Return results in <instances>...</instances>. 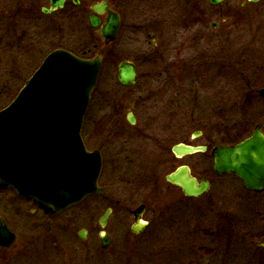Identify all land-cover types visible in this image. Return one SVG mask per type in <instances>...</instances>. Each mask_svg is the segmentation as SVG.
Listing matches in <instances>:
<instances>
[{"label": "flooded vegetation", "instance_id": "1", "mask_svg": "<svg viewBox=\"0 0 264 264\" xmlns=\"http://www.w3.org/2000/svg\"><path fill=\"white\" fill-rule=\"evenodd\" d=\"M196 1L65 0L63 6L52 10L51 0H0V25L2 26L3 21H10L6 24L9 30H13L12 35L8 36L12 38L8 41V47L11 49L28 52L33 44L30 32L22 33V35L19 32L24 30L29 23L32 24L35 18L45 15L58 19L59 26L62 27L65 26L66 21H70L90 28L93 31L92 36H97L101 43L95 40L90 41V37L88 44L84 42L87 45L82 51H76V55L82 58H93L99 54L102 56L103 64L104 56L98 45L108 46L115 41H105L100 34V29L103 23L107 22L109 12L118 14L120 26L117 39L124 28L125 11L128 9L127 12L131 14H140V18L135 22L139 26L134 27V30L137 28L136 30L143 34L144 44L151 45L145 52V62H152L150 65L156 66L158 59L161 58L166 65L165 68L160 67L157 74L155 73L157 69L151 68L142 74L137 60L126 57L118 61L116 82L123 90H126L127 94L126 96L120 94L117 100L114 99L112 105L108 106L111 110L93 125L89 138L98 142L96 146L91 145L84 136L86 113L83 128H81L82 138L88 151H97L101 156L102 166L98 178V188L102 190L101 193H91L72 208L51 213L37 205L32 199L19 196L10 188L0 190V264H97L96 252L97 254H112L111 247L115 241L118 242V246L122 247L120 249L122 250L125 249V245L135 243L138 240L136 238L143 235L145 236L143 240L150 245L153 241L163 240L161 233L175 223L184 225L186 229L180 232L183 235L187 234L190 238L192 220L187 215L188 212L176 214L181 212L182 205L185 206L192 199L205 198L214 183L220 187L217 191L220 200L227 192L221 190L225 183H232V185L236 183L240 188L237 191L241 195L244 193L245 196L250 197V201L259 202L254 205L248 202L244 205L236 204L238 205L237 211L233 212L239 214L236 224L241 226L237 230L240 237L230 238L226 232L228 229L226 222L225 225L223 224L221 235L225 242V264H232V261L236 262L233 264H264V222L255 224L251 220L252 214L260 210L262 206L264 207V203H260V200L264 202V189L262 191L248 189L236 173L216 172L213 153L216 147L233 146L239 143L250 136L257 125L264 132V115L262 114V118L252 126V129L232 125L228 131H222L216 135L212 133V137H206L207 140L202 144L206 146V150L190 154L192 156L205 153L209 156L210 176L196 175L192 166L185 160L188 155L180 157L173 151L174 146L181 143L202 146L189 144L184 138L183 121L189 114L183 112V107L188 108L190 104L187 98H183L186 94L183 89L191 82L180 81L179 77H175L177 71L170 73L169 77L167 73L177 69V62H181L174 57L177 55V51L174 50L178 45L184 44L183 41L188 40L186 34L190 29V24L195 31L194 38H203L202 36L206 33L204 12ZM259 1L264 0H224L215 4L209 0L215 8L228 2L232 6L239 3L243 9L247 3ZM104 3L106 7L102 13L94 9L96 5ZM188 4L194 8L192 23L188 20ZM93 15L100 19L98 27L91 25L90 16ZM212 27H217V23L213 22ZM2 31L0 28V66H14L12 62L16 61L8 60L9 58L4 56L11 50L2 48V39L7 35L5 33L2 36ZM167 45L172 51L171 56L166 58L163 48ZM58 48L63 47L55 49ZM126 61L133 63L136 68L137 81L131 85H123L119 81V64ZM27 62L29 63L30 60L27 59ZM179 68L183 69L184 65H180ZM186 70L188 73L192 71L191 67ZM187 72L182 73L188 76ZM173 79L176 81H169ZM141 80L146 86L140 88L137 84ZM138 89L141 91L137 92ZM260 90L257 91V95L263 103L264 98L260 97ZM169 91H172L171 94H165ZM156 92L158 94H155ZM1 93L0 90V100ZM141 93L152 94L143 95ZM250 93L255 94V91ZM193 114L190 113V115ZM161 124L164 126L162 127ZM194 134L195 137L200 138L206 136L199 131ZM183 166L191 169V174L197 178L198 182L207 180L210 184L209 189L200 196H189L182 186L172 183L168 175ZM228 192L232 194V191ZM235 196L239 195L225 196L224 199L229 201L231 198L234 203ZM226 208L229 206L224 207L225 212ZM232 208L236 207L232 205ZM100 210L104 211L99 216ZM108 212L106 221L103 223L102 218ZM113 214H118V216L112 219ZM248 217L251 218L248 219ZM243 221L250 224H245ZM115 232L120 234V239L115 240ZM180 237H182L181 242L178 241ZM187 237L177 235L178 242L175 245H173L174 240L172 245L166 244L165 248L164 244L160 245L163 248V264H184L183 258L171 260L167 256L166 259L164 253L166 250H179L184 247L186 240L187 246H192L193 240ZM238 242L242 245H238ZM230 244L231 247H235L230 248ZM240 246L244 251L241 258L236 253L237 249L240 250ZM246 247L252 251V254L248 253ZM129 249L133 250V248Z\"/></svg>", "mask_w": 264, "mask_h": 264}, {"label": "rangeland", "instance_id": "2", "mask_svg": "<svg viewBox=\"0 0 264 264\" xmlns=\"http://www.w3.org/2000/svg\"><path fill=\"white\" fill-rule=\"evenodd\" d=\"M196 2L204 12V20H206L204 30L206 33L202 36L203 38H194L195 31L192 24H190L192 23L191 18L194 16V8L191 4H188L187 14L190 21V29L187 30L186 34L188 40L183 41L184 44L178 45L177 49L174 50L177 51V55H174V57L178 61L181 60V62H177V69L167 73H169V77L171 76L170 73L177 71L175 77H179L180 81L191 82L187 86L188 88L183 89L186 93L183 98H187L190 104V108L183 107V112L189 114L185 116L183 121L184 138L189 144L202 145L207 138L212 137V133L216 135V133L228 131L232 125L252 129V126L259 122L264 115V102L262 103L257 95V91L264 85V1L247 3L244 9L241 8L239 3L232 6L226 2V4L215 8L209 0H197ZM234 8L236 10H232ZM127 10L124 16V28L115 42L108 46L100 45L99 38L92 36L93 31L78 22L66 21L65 26L62 27L59 26L58 19L40 15L39 18L32 21V24L29 23L24 30L19 32L20 35L30 32L33 44L29 48V53L27 50H15V48L8 47V41L12 40L8 36L13 33V30H9L8 27L10 21H3L2 26L0 25L3 30L2 36L5 33L7 35L2 39V48L11 50V52L3 55L5 58H9L8 60L12 59L16 62H12L14 66H0V90L2 91L0 107H5L15 98L24 82L33 74L53 48L63 47L76 53V51H82L91 37L90 41L99 42L98 46L101 47L104 56L103 67L99 74L95 92L91 97L92 100L88 106L84 123L85 138L91 145L96 146L98 142L89 138L93 125L101 119L100 117L111 110L108 106L112 105L114 99L117 100L120 94L123 96L127 94L126 90H123L116 82L115 75L118 61L126 59V57L137 60L142 74L150 68L157 69L155 72L157 74L160 67H166L161 58L158 59L156 66L150 65L152 62H145V52L151 45L144 44L143 34L136 30L139 24L136 25L135 22L140 18V14H131ZM213 22L217 23V27H212ZM134 27L137 28L134 30ZM163 51L166 58L171 56L172 49L168 45L163 48ZM27 59L30 60L29 63ZM180 65H184V68L180 69ZM188 67H191L192 71L190 73L186 70ZM183 71L187 72L188 76L182 73ZM169 81L175 82L176 80ZM137 85L140 88L146 86L142 80ZM140 91L141 89L137 90V92ZM252 91H255V94L250 93ZM171 92H165V94H171ZM141 94L148 95L152 93ZM123 101L126 103L124 99ZM248 103L249 106L244 108ZM190 113L194 114L190 115ZM190 117L193 118L190 119ZM161 126L164 125L161 124ZM197 131L203 132L206 135L204 137L207 138L195 137L194 132ZM217 138L220 137L217 136ZM185 160L192 166L196 175L200 177L211 175L210 158L207 154L188 155ZM237 189L240 188L237 187L236 183L233 185L232 183H225L221 190L227 192L222 195L220 200L217 194L220 187L214 183L213 188L205 198L192 199L185 206L182 205L181 212L176 215H180L185 211L188 212L187 215L192 220L190 238L187 237V234L183 235L180 232L185 230L186 227L175 223L168 230L165 228V231L161 233L163 240L153 241L150 245L146 244L147 242L143 240L145 236L142 235L136 238L138 240L135 243H128L125 245V249L122 250H120L122 247L118 246V242L115 241L111 247L113 253L110 255L108 253L97 254L95 251L97 264H163V248L160 245L164 244L165 248L166 244L172 245L173 240L175 241L173 245L178 241L181 242L182 237L177 241V235L193 240L192 246H187L186 240V246L184 245L179 250H166L164 258L167 259V256L171 260L183 258L184 264H225V242L221 235L225 222L228 227L226 231L228 236L230 238L240 237L241 235L237 233V230L241 226L236 224L239 214L233 211H237L238 205H244L246 202L251 205L259 203L250 201V197L245 196L244 193L241 195ZM228 191H232V194H229ZM235 194L239 196H235L234 203L231 198H229V201H226V198L224 199L225 196ZM260 203L264 202L260 200ZM227 205L229 208H226L225 212L224 207H227ZM232 205L236 208H232ZM103 211H99V216ZM116 215L118 216V214H113L111 218L113 219ZM252 217L251 220L255 224L263 223L264 207L262 206L260 210L254 212ZM250 218L248 217V219ZM243 223L250 224L244 221ZM114 236L115 240L120 239L119 233L115 232ZM237 244L242 245L240 242ZM234 247H231L230 244V248ZM129 248H133V250L131 251ZM247 251L252 254L249 248ZM236 253L241 258L244 253L241 246ZM232 257L235 258V256ZM231 263L236 262L232 261Z\"/></svg>", "mask_w": 264, "mask_h": 264}, {"label": "water", "instance_id": "3", "mask_svg": "<svg viewBox=\"0 0 264 264\" xmlns=\"http://www.w3.org/2000/svg\"><path fill=\"white\" fill-rule=\"evenodd\" d=\"M210 1L215 4L224 0ZM64 2L51 0V9ZM105 7L104 3L94 9L102 13ZM90 17L91 25L99 26L100 19ZM119 26V15L109 12L100 34L105 41H114ZM101 63L99 54L84 59L63 48L53 50L26 80L15 100L0 110V190L12 188L51 213L72 207L91 193L102 192L98 188L101 156L86 149L81 135ZM119 65V81L134 84L135 65L128 61ZM260 96L264 97V87ZM253 131L238 144L216 147L214 169L221 174L236 173L248 189L262 191L264 132L259 125ZM204 150V145L182 143L173 148L180 157ZM168 179L182 186L189 196H200L210 187L205 179L198 182L188 166L178 168ZM108 214L103 216V223Z\"/></svg>", "mask_w": 264, "mask_h": 264}, {"label": "trees", "instance_id": "4", "mask_svg": "<svg viewBox=\"0 0 264 264\" xmlns=\"http://www.w3.org/2000/svg\"><path fill=\"white\" fill-rule=\"evenodd\" d=\"M249 106V103L246 105V107H244V108H247Z\"/></svg>", "mask_w": 264, "mask_h": 264}]
</instances>
